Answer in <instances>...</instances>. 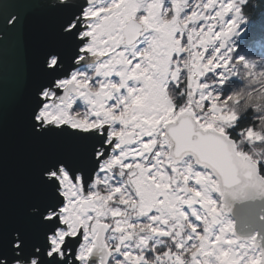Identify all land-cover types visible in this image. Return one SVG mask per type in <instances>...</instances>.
Segmentation results:
<instances>
[{"label":"snow or ice","instance_id":"1","mask_svg":"<svg viewBox=\"0 0 264 264\" xmlns=\"http://www.w3.org/2000/svg\"><path fill=\"white\" fill-rule=\"evenodd\" d=\"M254 8L264 0H0V68L21 85L28 14L56 19L27 117L51 146L20 211L0 210V264H264V236L228 216L264 197V114L241 116L230 90Z\"/></svg>","mask_w":264,"mask_h":264},{"label":"water","instance_id":"2","mask_svg":"<svg viewBox=\"0 0 264 264\" xmlns=\"http://www.w3.org/2000/svg\"><path fill=\"white\" fill-rule=\"evenodd\" d=\"M56 19L47 12L29 13L26 19L28 77L21 85L0 68V210L13 219L34 185L33 160L51 145L34 140L27 131L31 92L40 78L39 64L55 44ZM228 215L237 235L264 236V197L236 202Z\"/></svg>","mask_w":264,"mask_h":264},{"label":"trees","instance_id":"3","mask_svg":"<svg viewBox=\"0 0 264 264\" xmlns=\"http://www.w3.org/2000/svg\"><path fill=\"white\" fill-rule=\"evenodd\" d=\"M247 22L250 23L249 24L250 28L246 34L245 41H247L250 37H253V36H255L257 40L258 39L263 40L264 39V8H254L250 10L247 13ZM245 41L242 42L241 47L238 50V53L241 56L248 57L250 53H249V49L246 48ZM246 71L247 70L242 67V71L240 72L241 80L238 81L240 86L242 85L241 88H239V90H242L245 88L244 90L241 91V93H239L240 102L237 103V107H236V109H238V111L241 112L240 113L241 116L249 115L252 110L259 111V109L261 108L260 107L258 108V105L260 106L264 105L263 104L264 101L259 102L258 100V99H261V97L259 96V92H258L259 89L256 88L259 84H264V80L259 79L258 77L257 79L259 80L260 83L258 84L253 83V84L247 85V81L245 77ZM232 88H234V90H237L235 89L234 86H231L230 90ZM250 89H253V90L249 91ZM245 102H247V107H245ZM253 105H256L257 108L254 109Z\"/></svg>","mask_w":264,"mask_h":264},{"label":"rangeland","instance_id":"4","mask_svg":"<svg viewBox=\"0 0 264 264\" xmlns=\"http://www.w3.org/2000/svg\"><path fill=\"white\" fill-rule=\"evenodd\" d=\"M250 23L246 22L244 24H242L240 26V33L238 36H236L233 39V46L235 48V50L238 52L239 48L241 47V44L243 41H245L246 39V34L249 31V26ZM246 48L249 49V55L248 57H245L246 59L250 60V63L243 67L245 68L247 71L245 73V77H246V81H247V85L253 84V83H260L259 80L257 79L259 77V79L264 80V63H261V60H264V39L263 40H259L256 41L253 45H250L249 47L246 45ZM242 71V68L239 69V76L237 78V80H233L231 82V86H234L235 89L234 90L236 93H241L242 90H239V88H241L240 84L238 81L241 80V74L240 72ZM244 86V85H243ZM256 88L259 89V96L261 97V99H258L259 102L264 101V84H259ZM253 89H250L249 91H251ZM264 104V103H263ZM258 105V103H257ZM233 107L235 108L236 112H238L239 114L241 113L240 111H238V109H236L237 107V103H233ZM260 112H262L264 114V105L260 106L258 105V108ZM263 107V108H262ZM229 216V215H228ZM229 218L232 220V222L234 223L233 219L229 216Z\"/></svg>","mask_w":264,"mask_h":264},{"label":"clouds","instance_id":"5","mask_svg":"<svg viewBox=\"0 0 264 264\" xmlns=\"http://www.w3.org/2000/svg\"><path fill=\"white\" fill-rule=\"evenodd\" d=\"M245 107H247V102H245ZM253 108L256 109L257 106L253 105ZM261 129L264 130V122L261 123ZM260 152H264V148L258 149Z\"/></svg>","mask_w":264,"mask_h":264}]
</instances>
